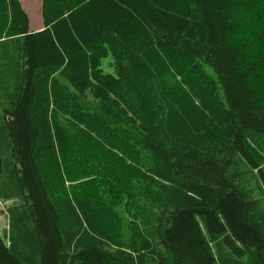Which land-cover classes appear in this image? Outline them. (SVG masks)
I'll return each mask as SVG.
<instances>
[{
  "label": "trees",
  "instance_id": "trees-1",
  "mask_svg": "<svg viewBox=\"0 0 264 264\" xmlns=\"http://www.w3.org/2000/svg\"><path fill=\"white\" fill-rule=\"evenodd\" d=\"M42 14L0 0V264H264V0Z\"/></svg>",
  "mask_w": 264,
  "mask_h": 264
},
{
  "label": "rangeland",
  "instance_id": "rangeland-1",
  "mask_svg": "<svg viewBox=\"0 0 264 264\" xmlns=\"http://www.w3.org/2000/svg\"><path fill=\"white\" fill-rule=\"evenodd\" d=\"M24 8H25V5H24ZM38 23H43V20L42 21L40 19L31 20L30 22L31 28L34 29ZM109 59L110 58L104 59L103 68L105 69V71L113 72V68L109 66V61H108ZM208 70L214 74V70L210 66H208ZM9 204L10 202H6L0 199V234L2 236H5L4 232L8 228L9 218H8L7 208Z\"/></svg>",
  "mask_w": 264,
  "mask_h": 264
},
{
  "label": "crops",
  "instance_id": "crops-1",
  "mask_svg": "<svg viewBox=\"0 0 264 264\" xmlns=\"http://www.w3.org/2000/svg\"><path fill=\"white\" fill-rule=\"evenodd\" d=\"M23 7L25 5V10L27 11L30 22L31 20L40 19L43 20V23H38L37 26L32 29L30 26V29L32 31H39L45 27L44 23V17L42 14V8H43V2L44 0H20Z\"/></svg>",
  "mask_w": 264,
  "mask_h": 264
},
{
  "label": "bare ground",
  "instance_id": "bare-ground-1",
  "mask_svg": "<svg viewBox=\"0 0 264 264\" xmlns=\"http://www.w3.org/2000/svg\"><path fill=\"white\" fill-rule=\"evenodd\" d=\"M2 170H3V168H2Z\"/></svg>",
  "mask_w": 264,
  "mask_h": 264
}]
</instances>
